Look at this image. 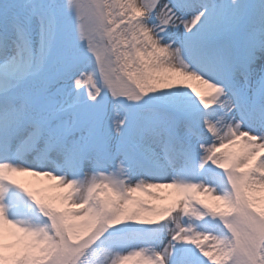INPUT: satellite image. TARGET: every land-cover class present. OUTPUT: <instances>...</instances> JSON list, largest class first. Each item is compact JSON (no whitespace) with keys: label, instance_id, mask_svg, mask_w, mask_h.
<instances>
[{"label":"snow or ice","instance_id":"obj_1","mask_svg":"<svg viewBox=\"0 0 264 264\" xmlns=\"http://www.w3.org/2000/svg\"><path fill=\"white\" fill-rule=\"evenodd\" d=\"M0 264H264V0H0Z\"/></svg>","mask_w":264,"mask_h":264}]
</instances>
